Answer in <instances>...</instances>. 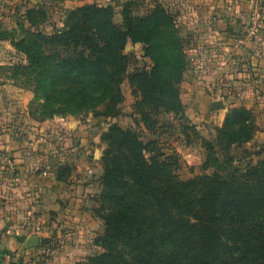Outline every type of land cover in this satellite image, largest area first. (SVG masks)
Listing matches in <instances>:
<instances>
[{
  "label": "rangeland",
  "instance_id": "1",
  "mask_svg": "<svg viewBox=\"0 0 264 264\" xmlns=\"http://www.w3.org/2000/svg\"><path fill=\"white\" fill-rule=\"evenodd\" d=\"M89 5L111 8L102 24L85 28L92 46L100 47L98 32L107 26L108 34L117 31L125 39L124 49L113 56L120 67L112 72L114 104L109 113L98 105L42 119L43 103L35 99L25 71L30 34H60L69 26V12ZM155 7L174 18L183 50L185 67L174 86L176 111L148 95L145 80L153 63L144 45L130 40L123 22V9L136 19L148 17ZM92 57L105 65L103 55ZM4 88L0 114L12 110L13 121L10 135L0 137L5 158L0 165V264H123L129 261L124 247L115 243V258L108 257L103 244L107 211L99 195L104 156L127 155L105 135L116 127L152 143L181 182L213 174L228 179L257 166L264 159V0H0ZM153 92L160 93L156 83ZM213 102L222 107L211 109ZM241 110L249 114L252 137L230 144L229 116ZM7 223L10 232L4 231ZM29 237L39 243L25 249Z\"/></svg>",
  "mask_w": 264,
  "mask_h": 264
},
{
  "label": "trees",
  "instance_id": "2",
  "mask_svg": "<svg viewBox=\"0 0 264 264\" xmlns=\"http://www.w3.org/2000/svg\"><path fill=\"white\" fill-rule=\"evenodd\" d=\"M109 12V7H79L69 12L64 32L30 34L25 71L31 76L35 99L43 103L42 119L73 116L98 105L110 112L112 72L120 69L113 56L124 49L125 39L117 31L108 34L107 26L106 32H98L97 47L84 34L90 24H102ZM122 16L126 34L144 45V54L153 63L145 80L148 95L176 111L174 86L185 61L174 18L159 7L145 18L132 19L127 9ZM26 18L32 24L30 12ZM34 47L42 52L34 53ZM77 48L78 54L68 53ZM92 55H103L105 65L92 60ZM155 83L160 93L153 92ZM229 118L230 144L250 141L248 112L233 111ZM221 133L223 129L219 139ZM105 141L127 155L103 158L99 200L107 211L103 244L108 257L118 256L119 242L129 260L123 264H264V159L228 179L213 174L181 182L169 160L132 132L111 127Z\"/></svg>",
  "mask_w": 264,
  "mask_h": 264
},
{
  "label": "crops",
  "instance_id": "3",
  "mask_svg": "<svg viewBox=\"0 0 264 264\" xmlns=\"http://www.w3.org/2000/svg\"><path fill=\"white\" fill-rule=\"evenodd\" d=\"M0 93H3V95L5 96L6 95V93L8 92V90L6 89V88H4V89H0ZM11 105V104H10ZM12 109V108H11ZM12 113H13V111L12 110H10V109H7V110H5L4 111V113L3 114H0V137H3L4 136V134H6V133H10V131H9V129H7V127H9V123H11L12 121H13V119H12ZM9 119H12V120H9ZM5 127V128H4ZM7 136H9L10 134H6ZM3 139V138H2ZM3 150V148L2 147H0V154H2L1 153V151ZM4 161H5V158L4 157H1V155H0V165H2V166H4ZM12 186V185H11ZM10 187V186H9ZM9 190L11 189L12 190V188H8ZM9 194V193H8ZM10 195H8L7 197H4V199H8V197H9ZM0 197H2L3 198V196L2 195H0ZM12 201H14V200H12ZM8 202H9V200H8ZM1 210V209H0ZM7 216H11L9 213L7 214ZM0 217H1V211H0ZM2 218H4L3 216H2ZM7 220H9L8 218H7ZM0 222H2L3 223V220H0ZM10 223H7V227L9 226V228H7V229H5L4 231H6V232H10ZM5 226V227H6ZM0 231H3V229H0ZM2 245L4 246V243H2Z\"/></svg>",
  "mask_w": 264,
  "mask_h": 264
},
{
  "label": "water",
  "instance_id": "4",
  "mask_svg": "<svg viewBox=\"0 0 264 264\" xmlns=\"http://www.w3.org/2000/svg\"><path fill=\"white\" fill-rule=\"evenodd\" d=\"M222 107V105L218 102H213L210 105L211 109H220ZM39 240L36 237H29L26 239L25 243H24V248L25 249H31L34 248L38 245Z\"/></svg>",
  "mask_w": 264,
  "mask_h": 264
}]
</instances>
